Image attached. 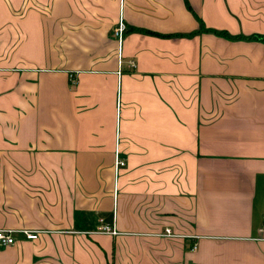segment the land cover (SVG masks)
I'll return each instance as SVG.
<instances>
[{
    "label": "crops",
    "instance_id": "crops-1",
    "mask_svg": "<svg viewBox=\"0 0 264 264\" xmlns=\"http://www.w3.org/2000/svg\"><path fill=\"white\" fill-rule=\"evenodd\" d=\"M263 224L264 0H0V264H264Z\"/></svg>",
    "mask_w": 264,
    "mask_h": 264
},
{
    "label": "built area",
    "instance_id": "built-area-1",
    "mask_svg": "<svg viewBox=\"0 0 264 264\" xmlns=\"http://www.w3.org/2000/svg\"><path fill=\"white\" fill-rule=\"evenodd\" d=\"M126 26L122 20H120L117 25L114 27V34L117 37L118 42L120 43L123 38L124 31ZM133 61H130V66H133ZM124 164V161L118 157V154L115 155L114 165L115 168H118L120 165ZM97 230L108 232L111 234H116L117 230L114 225L101 223L98 225ZM261 234L259 237L264 238V224L261 226ZM16 233H22L28 239H36L38 237L39 230L32 228H11V227H0V245H8L16 241ZM164 235H174L175 233L169 227H166L163 232Z\"/></svg>",
    "mask_w": 264,
    "mask_h": 264
}]
</instances>
